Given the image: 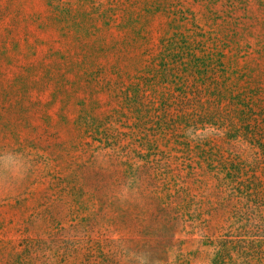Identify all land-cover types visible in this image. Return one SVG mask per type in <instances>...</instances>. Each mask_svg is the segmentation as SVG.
Listing matches in <instances>:
<instances>
[{"label":"rangeland","instance_id":"rangeland-1","mask_svg":"<svg viewBox=\"0 0 264 264\" xmlns=\"http://www.w3.org/2000/svg\"><path fill=\"white\" fill-rule=\"evenodd\" d=\"M0 264H264V0H0Z\"/></svg>","mask_w":264,"mask_h":264}]
</instances>
